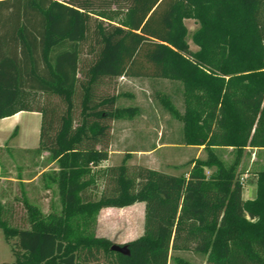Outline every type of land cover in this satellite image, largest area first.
<instances>
[{
	"label": "trees",
	"instance_id": "trees-1",
	"mask_svg": "<svg viewBox=\"0 0 264 264\" xmlns=\"http://www.w3.org/2000/svg\"><path fill=\"white\" fill-rule=\"evenodd\" d=\"M263 7L264 0H0V118L41 114L31 152H48L57 163L45 185L57 183L62 204L60 213L43 214L22 189L26 227L16 223L14 204L0 202V229L14 239L16 256L0 264H102L101 251L104 264H193L171 254L187 250L204 264H264V170L256 198L244 200L233 166L214 152L264 148ZM190 17L203 23L197 51L183 23ZM85 45L89 59L81 58ZM122 76L180 83L183 112L164 105L183 123L181 143L204 145L206 157L184 176L125 161L106 166L94 199L90 165L108 159L110 122L135 113L98 86ZM27 92L35 97L20 105ZM43 96H56L64 108ZM10 152L0 149L1 169ZM210 165L211 180L204 173ZM136 202L144 203V229L123 244L129 254L110 250L113 243L87 227L101 208Z\"/></svg>",
	"mask_w": 264,
	"mask_h": 264
},
{
	"label": "rangeland",
	"instance_id": "rangeland-1",
	"mask_svg": "<svg viewBox=\"0 0 264 264\" xmlns=\"http://www.w3.org/2000/svg\"><path fill=\"white\" fill-rule=\"evenodd\" d=\"M264 41V7L258 16ZM187 29V42L191 50L197 51L200 46L196 38L201 35L203 23L199 18H184ZM87 45L82 59H89L86 54ZM98 90H106L117 96V107H131L135 110L132 117H124L110 122L109 156L105 161H96L90 165L91 174L95 177L96 189L90 191V196L98 199L105 183L101 177L106 166L118 165L125 161L131 166L143 165L150 169L168 174L184 176L195 159L206 157L204 145H185L183 140V123L164 105L168 100L178 112H183L182 86L178 82L168 80H150L138 77H117L98 86ZM35 93L27 92L21 96L20 105L28 106ZM52 107L63 109L64 104L56 96H43ZM75 121L79 120V98H75ZM12 150V148L10 147ZM1 158L0 175L7 176L3 183L0 180V202L5 201L15 205L16 223L28 226L24 222L26 211L21 203V190L25 197L37 205L43 214L60 213L62 204L59 198L57 183L52 180L50 188L46 187L47 175L55 172L58 165L51 161L48 152H31L21 154L14 149ZM219 160L226 167L234 168L235 175L242 184L243 197L249 188V182L254 184L257 196V181L264 170V148L246 147L241 152L231 147L214 149ZM207 179L216 173V165L204 167ZM211 180V179H210ZM20 182V183H19ZM19 184V185H18ZM4 185V186H3ZM7 187L6 196H1L2 187ZM142 202H136L124 207H103L95 216V224H90L89 230H94L96 238L107 239L120 245L133 241L142 235L144 229V210ZM248 219L249 217L246 216ZM14 239L7 240L0 229V263L14 262L16 259L12 249ZM173 257H182L193 264H204V256L193 250L172 251ZM106 257L101 251L99 261L104 264ZM168 264H177L172 259Z\"/></svg>",
	"mask_w": 264,
	"mask_h": 264
},
{
	"label": "crops",
	"instance_id": "crops-1",
	"mask_svg": "<svg viewBox=\"0 0 264 264\" xmlns=\"http://www.w3.org/2000/svg\"><path fill=\"white\" fill-rule=\"evenodd\" d=\"M40 127L41 114L37 111L20 110L13 115L0 118V149L11 147V152L18 149L19 151L16 152L21 154L35 150L39 144ZM7 179V176L0 175V180L3 183ZM248 185L249 188L242 197L244 200L252 199L255 196L254 184L249 182ZM246 216L248 217V215Z\"/></svg>",
	"mask_w": 264,
	"mask_h": 264
},
{
	"label": "water",
	"instance_id": "water-1",
	"mask_svg": "<svg viewBox=\"0 0 264 264\" xmlns=\"http://www.w3.org/2000/svg\"><path fill=\"white\" fill-rule=\"evenodd\" d=\"M110 250L118 252V253H121L123 255L129 254V249L127 248L126 245H120V244H117V243H113L110 246Z\"/></svg>",
	"mask_w": 264,
	"mask_h": 264
}]
</instances>
